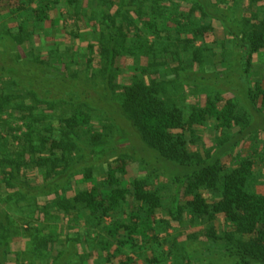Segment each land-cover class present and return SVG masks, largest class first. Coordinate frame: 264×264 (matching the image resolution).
<instances>
[{
  "label": "trees",
  "instance_id": "trees-1",
  "mask_svg": "<svg viewBox=\"0 0 264 264\" xmlns=\"http://www.w3.org/2000/svg\"><path fill=\"white\" fill-rule=\"evenodd\" d=\"M12 1L0 0V8ZM229 2L233 14L249 15L243 17L242 38L234 28L235 17L231 19L222 7ZM18 4L30 8L28 24L5 28L0 34L2 55L11 58L1 71L7 79L0 81L1 113L23 124L16 128L20 136L14 135L12 141L3 136L13 134L12 127L0 124V187L7 191L6 200L17 207L26 202L23 209L32 208L31 201L38 205L37 198L56 192L50 204L57 212L85 213L112 241L102 247L107 252L103 264H111L125 250L150 252L147 264H180L168 232L182 213L203 222L220 215L232 229L219 234L210 228V244L194 254L192 247L186 264L197 257L212 260L211 264H264V192L258 188V161L255 154L233 155L242 142L253 143L254 134L264 132L262 83L248 87L240 104L228 100L220 105L211 99L186 115L163 99L160 76V66L202 63L210 52L206 37L216 22L240 48V66L250 77L256 56L264 50V0H19ZM61 8L67 10L63 19H74L62 44L39 50L38 55L31 50L18 59L9 57L8 51L40 34L41 25ZM33 22L38 27L31 32ZM53 24L59 28L58 22ZM196 42L201 45L195 47ZM132 57L143 64L148 59L147 67L137 70L143 78L136 76L126 86L116 83L121 76L117 60ZM67 59L64 72L54 67ZM148 74L150 83L144 78ZM93 89L95 97L90 95ZM9 109L19 111L21 117L12 116ZM97 114L108 123L103 126L113 134L108 149L117 155L116 165L108 167L102 182L95 178L93 165L83 168V163L91 154L106 150L91 148L79 134L94 126ZM209 122L219 130H235L234 134L205 158L196 157L188 151L186 132ZM118 127L129 144L128 153L118 150ZM126 154L146 169V177L125 179ZM160 179L175 188L174 206L168 213L162 188L155 184ZM81 185L87 188L80 189ZM182 194L188 199L185 206ZM118 213L122 216L116 217ZM106 218L112 221L105 226ZM6 221L12 225L10 218ZM5 223L0 219V264H6L10 240L20 233L18 228L13 233ZM48 244L41 242L45 250Z\"/></svg>",
  "mask_w": 264,
  "mask_h": 264
},
{
  "label": "rangeland",
  "instance_id": "rangeland-1",
  "mask_svg": "<svg viewBox=\"0 0 264 264\" xmlns=\"http://www.w3.org/2000/svg\"><path fill=\"white\" fill-rule=\"evenodd\" d=\"M18 2L19 0L7 2L11 5L5 2L0 8L1 35L4 33L5 28L15 29L20 24H28L27 20L30 18V8L28 6L22 8L23 6L19 5ZM222 7L223 9H228V13H226L231 16V19L235 17L236 22L234 28L238 32L241 31L239 37L242 38V31H245L243 17L249 15L245 11L241 14L240 12L233 14L231 9L233 7L232 2ZM66 13L67 10L65 8L54 10L50 20L46 24L41 25L43 31L40 34L36 32L33 38L30 39V42L23 43L14 50L8 51L9 57L18 59L23 55L25 56L29 51L31 53V50L34 52L33 54L38 55L39 50L45 52L55 49L58 42L62 44L65 29L69 30L74 26L73 18H62L67 15ZM54 21L59 23V28L57 27L55 29L53 27ZM37 27L38 24L34 22L33 24H29V30L31 32L34 31V28L37 29ZM212 27L211 34L206 37L210 52H206L207 56H205V60L202 62L203 64L187 61L188 63L183 65V67L175 65L170 67L169 65L160 66V76L164 80L162 81L165 93L163 99H166L170 105L178 106L186 115L194 108L203 107L211 99L218 100L220 105H224L228 100L240 104L244 101L245 91L248 87L254 86L256 83H262L264 87V50L256 56L251 75L247 77L243 71V66H240L243 58L240 48L233 44L222 26L213 22ZM151 40L153 38H150ZM200 45L201 42L195 43V47H199ZM3 51V48L0 46V81H7L1 74V71L5 67V64L7 65V61H11V58L9 60L5 58L2 55ZM43 58L47 60L48 57L44 55ZM141 61L139 58L132 57L124 62L119 58L117 60V66L121 69V76L115 82L126 86L130 85L132 79L136 76L143 78L137 70L138 68H142V66L147 67L148 59H146V62L144 61V64ZM68 62L69 60L67 59L59 66L54 64V67H59L60 71L64 72L68 67L66 66ZM80 74V78L83 80L84 75L82 73ZM144 78L146 83L151 82V76L149 74L145 75ZM118 91L120 89H117ZM96 94V89L90 91L91 96L95 97ZM1 110L0 108V124H7L14 130L10 136L6 132H4L3 136L12 141L14 135L20 136L21 131H17L16 128L23 127V124L18 120L9 121V114L1 113L4 111ZM9 111L12 116L21 117L19 111H12V109H9ZM104 119L102 114L95 115L92 122L94 126L86 129L85 133L82 131L79 132L81 138L87 144H91V148L94 146L106 150L97 156L91 154L92 158H84L83 168L92 164L94 176L98 182L104 180L108 167L116 165L115 158L117 157L113 150L108 149L111 145L113 134L111 130L103 128L104 125H108ZM117 131L120 139L118 143L116 142L119 144L118 150L128 153L129 144L124 143V137H122V131L119 127ZM234 131L219 130L213 122H209L203 127H196L192 131L186 132L188 151L196 157L205 158L208 151L217 148L222 141L232 136ZM106 133H110V135L106 136ZM254 135L255 141L253 143L250 141L242 142L234 151L233 155L239 152L243 155L255 154L258 161L256 165V170L259 175L258 188L260 192H264V132L260 131ZM11 144L14 146L17 145V142H14V144L12 142ZM90 151H87V153H90ZM125 156L129 160L125 179L131 182L134 179L146 177V169L138 162L130 159L127 154ZM226 161H230V158H226ZM38 179L41 181L42 177H38ZM155 184L162 188V193L165 195V212L168 213L174 206L173 195L175 194V188L162 179L156 181ZM79 188L85 189L87 185H81ZM206 194L209 195L208 193ZM6 196L7 191H4V188L1 186L0 219L5 220V225L9 226L13 233L17 228L20 231L18 235H13L10 240L9 249L11 253L8 256L6 264L104 263V257L107 252L102 247L104 242L112 241L104 234L98 222L92 221L85 213L80 216H69L64 215L62 212H57L53 208V205L50 204L57 198L56 192L49 191L47 195L37 198L38 205L35 204L34 200L31 201L32 208L24 209L23 207L27 206L26 202L17 207L9 203L6 200ZM187 201V197L182 194L181 205L185 206ZM160 214L162 215V212ZM121 216L122 214L118 213L116 217ZM7 218H10L12 225L7 224ZM111 221L112 218H106L104 225H109ZM172 226L173 229L169 230L168 235H170L171 244L174 246L175 257L180 261V264H186V257L188 254L192 255L190 253L192 247L194 248V254L197 250H200V247L210 244L209 241L211 240H209L208 235L210 228L214 227L219 234L227 230L232 231L230 226L225 225L224 218L220 215L211 222H203L194 220L191 216L182 213L180 222L172 221ZM43 240L49 241L46 250L41 246ZM164 250L167 251L168 247L165 246ZM125 252L123 253L124 255L113 258L111 264H119L121 261H125L127 264H147L146 257L147 255L151 256L150 252L147 255L144 252L141 255L139 252L136 254L135 251L125 250ZM129 257L130 259H128ZM209 262L212 263L213 261L210 260ZM209 262L202 261L197 257L196 259H192L190 264H211Z\"/></svg>",
  "mask_w": 264,
  "mask_h": 264
}]
</instances>
